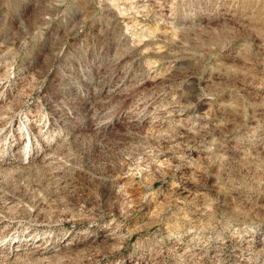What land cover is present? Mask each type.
Masks as SVG:
<instances>
[{
  "label": "rangeland",
  "instance_id": "rangeland-1",
  "mask_svg": "<svg viewBox=\"0 0 264 264\" xmlns=\"http://www.w3.org/2000/svg\"><path fill=\"white\" fill-rule=\"evenodd\" d=\"M0 264H264V0H0Z\"/></svg>",
  "mask_w": 264,
  "mask_h": 264
}]
</instances>
